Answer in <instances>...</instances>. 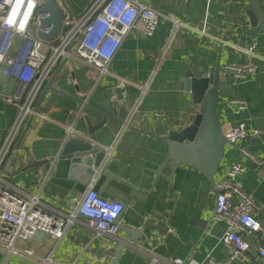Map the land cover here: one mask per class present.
<instances>
[{
  "label": "crops",
  "instance_id": "1",
  "mask_svg": "<svg viewBox=\"0 0 264 264\" xmlns=\"http://www.w3.org/2000/svg\"><path fill=\"white\" fill-rule=\"evenodd\" d=\"M58 1L66 9L63 1ZM92 1L67 0L76 16ZM144 1L163 16L152 36L144 34L145 24L140 21L124 38L110 65L113 75L100 77L96 69L73 56L65 63L66 59H62L51 73L48 81L63 65L53 86L65 93L47 91L20 147L17 148V143L27 123L0 169L5 173L2 176L6 182L15 186L22 195H38L41 202L54 211H69L68 204L82 194L93 174L84 161L74 164L72 169L66 166L60 177L53 174L57 169L53 165L57 159L60 160L67 139L65 126L74 125L79 133L92 135L87 130V120L95 124L102 117L92 107L100 108L109 98L116 105L126 102L131 107L140 95L139 88L132 85L121 87L124 99L118 100L114 91L118 87V76L134 84L150 81L140 102L141 110L166 111L169 124L192 120L193 113L199 108L193 103L191 93L185 90L184 73L191 65L207 71L213 69L219 60L222 44L183 25L174 29L176 19L183 24L205 25L212 34L242 48L256 42L255 53L264 57V32L246 34L250 26L244 7L249 0ZM221 54V66L246 60H252L259 66L257 74L245 79L221 71L218 91L224 101L217 109L223 130L226 124L237 125L242 121L264 130V61L228 43L223 45ZM18 86L16 78L0 72L2 93H11ZM229 98L245 99L247 110L237 113L227 104ZM17 115V109L0 98V144L8 137ZM136 120L119 137L120 121L110 120L95 130L97 144L114 145L95 186L105 198L124 203L121 223L126 227L140 232L159 225L168 231L152 229L145 232L140 241L122 250L117 264H172L177 256L192 258L199 264H210V257L227 260L228 251L222 238L227 224L224 221L211 223L216 204L215 186L197 167L174 164L162 141L137 129L149 130L157 119L149 118L142 123L140 119ZM236 144L225 145L220 169L214 177L216 183L231 161L244 160L241 148L264 157V135L238 140ZM11 155L14 157L8 165ZM246 164L247 170L240 179L248 193L264 202V174L254 164ZM259 218L264 224V209ZM126 237L129 234L122 230L115 236L98 235L80 218L61 238L51 235L38 241L35 237L21 244L35 250L39 258L33 262L12 256L9 264H44L42 259L46 258L50 262L45 264H114L119 243ZM245 237L251 242L247 252L250 261L239 259L230 264H264L258 254L262 243L260 235L251 233ZM5 259L3 255L0 264H4Z\"/></svg>",
  "mask_w": 264,
  "mask_h": 264
},
{
  "label": "built area",
  "instance_id": "2",
  "mask_svg": "<svg viewBox=\"0 0 264 264\" xmlns=\"http://www.w3.org/2000/svg\"><path fill=\"white\" fill-rule=\"evenodd\" d=\"M47 1L0 0V72L16 78L19 82L18 88L11 93L5 94L0 91V98L13 105L18 114L8 137L0 144V169L11 153L28 118L36 113L35 104L39 94L62 59L72 56L80 58L96 69L100 77L113 75L110 65L124 38L140 21L145 24L144 34L152 36L160 23V17L163 16L144 0H93L75 18L64 8L62 31L65 35L58 45H49V40H43L38 36L39 31L49 29L43 22L46 14L39 12L40 7ZM183 1L189 2V0ZM182 25L203 37H210L222 45L228 43L264 61L263 56L255 53L256 42L242 48L228 39L212 34L205 25L198 27L183 24L176 19L174 29ZM71 44L74 53L70 49ZM166 50L167 47L164 48L163 55ZM258 69L257 63L246 60L242 63L228 62L222 66L221 71L245 79L249 75L257 74ZM117 79H119L118 86H137L140 93L136 102L130 107L128 116L121 123L117 137L124 129L133 126L137 118L141 123L149 118L157 121L167 120L166 111L155 109L153 112H147L140 109V102L146 95L150 81L134 84L123 77L118 76ZM227 104L237 113L246 111L248 106L247 101L242 98H229ZM65 127L67 139L81 135L75 130L74 125ZM223 133L228 140L237 142L264 135V130L242 121L237 125L226 124ZM95 145L104 151L102 161L95 167V172L85 185L84 192L79 197L75 196L68 204L69 211L66 213H59L47 207L38 195H22L15 186L8 184L0 175V252L5 257L8 256L10 259L14 256L33 262L39 258L35 250L32 247H23L21 244L30 242L40 232L61 238L80 218L98 235L115 236L119 233L124 203L105 198L95 186L103 170L102 165L107 156H110L114 145L99 143ZM241 152L244 160L231 161L213 190L216 194V204L211 223L224 221L227 224L222 238L228 251V259L219 261L210 257V264H230L239 259L250 261L247 252L250 250L251 242L245 235L251 233H258L262 239L258 254L264 260V224L259 218L263 213L264 202L248 193L240 179L247 170L246 162L259 167L264 174V157L245 148H241ZM47 259L49 258L42 260L49 263L50 260ZM172 264L199 263L192 258L177 256Z\"/></svg>",
  "mask_w": 264,
  "mask_h": 264
},
{
  "label": "water",
  "instance_id": "3",
  "mask_svg": "<svg viewBox=\"0 0 264 264\" xmlns=\"http://www.w3.org/2000/svg\"><path fill=\"white\" fill-rule=\"evenodd\" d=\"M263 5L264 0H249L245 4L244 8L247 22L250 26L246 34L255 35L264 32ZM39 12L46 14L43 17V22L49 29L39 31L38 36L43 40L52 41L55 36L62 35L64 8L59 4V1L48 0L40 7ZM222 49L223 45L219 47L220 57L222 56ZM220 57L216 66L209 71L191 65L184 73L183 81L185 90L191 93L193 103L199 108V111L193 113L190 122L169 124L167 120L157 121L155 122V126L149 130L137 128L162 141L165 147H167L169 159H172L174 164H187L197 167L206 174L207 178L214 186L217 185L214 177L220 169V161L226 150L225 145L227 143H231L234 146L237 145L236 141L228 140L225 137L222 122L218 115L217 107L220 102L224 101L218 91L222 74ZM66 61L67 59L64 63ZM62 67L53 74L52 78L45 85L36 104L35 112L38 111L40 105L44 101L48 90H54L62 94L65 93L53 86L57 78L56 76ZM114 91L117 94L118 100L124 99V93L120 86L116 87ZM79 102L82 103L83 100H79ZM92 109L99 115L101 114L102 117L95 124H91L89 119L87 120L89 124L87 130L92 135H85L86 133H82L78 136H72L65 141L60 160L57 159L53 165V168L54 166L57 168L53 174L58 175V177L62 176L61 172L66 166L72 169L74 164H81L83 161L87 164L90 174H93L95 167L101 163L104 155V151L95 145L97 143L95 130L105 126L110 120L120 121L121 123L124 122L129 114L130 105L126 102L116 105L115 102L109 98L105 105H102L100 108L92 107ZM34 117L35 114L29 118L17 143V148L20 147L25 138ZM13 157L14 155H11L8 165H10ZM0 175H5L3 170H0ZM85 188L86 186H84L82 192H84ZM119 228L120 231L122 230L128 233L129 237H126L119 243L114 257V264L118 263L122 250L140 241V238L143 237L145 232L152 229H159L165 233L168 231V228L163 229L159 225L144 228V230L140 232L134 228L126 227L122 223ZM45 237H51V234L40 232L36 236V240L42 241ZM8 259L7 256L4 260L5 264H9Z\"/></svg>",
  "mask_w": 264,
  "mask_h": 264
},
{
  "label": "rangeland",
  "instance_id": "4",
  "mask_svg": "<svg viewBox=\"0 0 264 264\" xmlns=\"http://www.w3.org/2000/svg\"><path fill=\"white\" fill-rule=\"evenodd\" d=\"M63 3L65 4V7L66 9L71 13L72 17L75 18L76 17V13L72 10V8L70 7L69 3L67 2V0H62ZM65 35V32L62 33V35L60 36H55L54 39L52 41H49L48 44L49 45H58L61 41H62V38L64 37ZM70 49L72 52H74V49H73V44H71L70 46ZM5 176V175H4ZM6 178V177H5ZM5 180V179H4ZM6 181V180H5ZM3 253L0 252V262L1 260L3 259Z\"/></svg>",
  "mask_w": 264,
  "mask_h": 264
}]
</instances>
